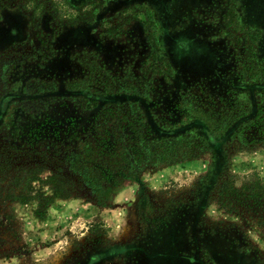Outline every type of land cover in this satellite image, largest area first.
Listing matches in <instances>:
<instances>
[{"label": "rangeland", "instance_id": "rangeland-1", "mask_svg": "<svg viewBox=\"0 0 264 264\" xmlns=\"http://www.w3.org/2000/svg\"><path fill=\"white\" fill-rule=\"evenodd\" d=\"M262 92L264 0H0V264H136L141 240L183 247L196 226L222 262L264 264V141L239 137ZM111 109L140 135L177 124L199 156L89 187Z\"/></svg>", "mask_w": 264, "mask_h": 264}, {"label": "trees", "instance_id": "trees-1", "mask_svg": "<svg viewBox=\"0 0 264 264\" xmlns=\"http://www.w3.org/2000/svg\"><path fill=\"white\" fill-rule=\"evenodd\" d=\"M81 4L86 5L88 3L84 1ZM253 38L254 40L256 39V37ZM248 40L250 39L245 38V41ZM88 53L100 57L99 51L91 49ZM261 74H263L262 70L257 73L259 77ZM249 77L253 79L252 74H249ZM230 86L237 93L233 85ZM89 94L92 95V93ZM261 94L262 95L259 98L260 103L261 101L264 102V92ZM197 96L201 97L200 94H197ZM224 100L225 98L221 96L219 101L222 102ZM92 109H97L96 103ZM203 110L208 111L207 108H204ZM109 111V113L104 114L101 122H97L96 116L95 122H91L92 125L89 128L96 129V132L92 136L93 146H89L90 148H88L86 154H84L83 167H80L83 171V178L89 187L95 189L98 188L102 191H110L111 187L116 185V182L115 184L111 182L121 179L122 177H130L133 180H138L140 176L139 171L141 168H144V164L146 166L150 165L151 167L157 166L160 168L167 164H173L177 161L180 162L184 159H193L200 154L195 148L202 145V141H200L199 144L198 142L197 144H193L192 149L190 148V150H187L185 154L181 153L180 150L182 149V144L186 143L184 141H187L192 137L190 131H185L184 133L177 132L179 127L175 123L172 124L171 127L168 126L167 130H163L165 133L159 132L154 136L148 131L145 123L146 120H144L142 125L146 133L140 135L135 133L134 123L129 120L128 115H125L124 118L115 116L110 118L111 114L116 110L111 109ZM129 115L133 117L132 113H129ZM200 116L201 118L198 117V119H194H201L206 122L203 115ZM256 118V120L250 121V126L240 132V140L245 145L261 144L264 141V110H261ZM236 121L237 119L234 118L232 122L235 124ZM189 124L190 121H187L185 126ZM117 127H119L122 134L117 132ZM98 132L101 134L98 135ZM55 134H57V132ZM163 134L165 135L163 136ZM85 137H90L88 136V131ZM195 138L199 139L196 135ZM58 139L59 138H55V140ZM70 139L71 137H67L64 140L67 142V140ZM218 139L220 138L213 134H209L207 142L213 144ZM73 144L75 145V143ZM76 169H78L77 164L74 165V171H76ZM200 209L199 205L195 212V220L199 215ZM200 224L202 223L200 222ZM211 227L215 226L212 225ZM197 229V226L191 229L194 234L191 236L190 243L187 245L184 244L186 246L182 247L183 244L178 245L170 243L164 245L153 244V242L149 240H141L143 242L137 246L134 245L130 251L133 254H130V257L132 259L137 258L138 261L141 260L140 263L135 261L136 264H185L182 263L183 261H186L187 264H261L258 252L254 256H247L246 251L244 253H238L236 259H233V261L222 262L218 250H209L204 244L199 242L200 239H202L203 232L201 231L199 234L196 232ZM209 230L212 231L211 228H209ZM216 230L217 229L212 232H215ZM226 251L232 254L231 248H226ZM210 256L211 258H209Z\"/></svg>", "mask_w": 264, "mask_h": 264}]
</instances>
